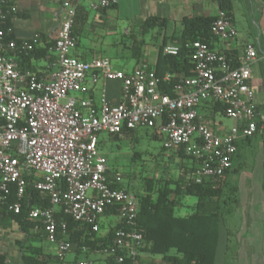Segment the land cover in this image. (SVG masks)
<instances>
[{
    "label": "built area",
    "instance_id": "built-area-1",
    "mask_svg": "<svg viewBox=\"0 0 264 264\" xmlns=\"http://www.w3.org/2000/svg\"><path fill=\"white\" fill-rule=\"evenodd\" d=\"M7 1L0 0V192L6 193L14 184L21 197L27 176H32V187L46 194L50 206L33 207L27 216L40 223L59 257L74 247L58 237L55 214L59 209L93 231L99 230L106 210L114 211L129 228L116 231L114 247L94 249L112 258L84 259L78 264H123L126 258L135 264L142 241L137 227L138 198L122 186L111 185L117 181L115 175L108 177L106 159L97 151L98 133L121 136L123 128H152L162 137L163 148H183L198 163L195 176L187 179L195 183L220 180L231 167L238 141L264 133V111L258 108L250 83L251 65L264 62V51L246 43L241 64L233 67L226 49L216 50L198 40L188 43L193 73L177 75L171 96L164 88L172 75L159 76L145 62L124 72L113 69L107 57L81 61L70 56L75 44L71 30L80 1L76 0L61 6L53 44L57 68L43 79L20 69L15 60L18 53L32 50L34 41L7 39L12 31L3 26L9 12ZM116 2L90 0L89 8L99 10ZM216 15L213 31L219 41L234 39L236 29L230 17L219 9ZM178 51L176 45L163 47L164 54ZM87 75L92 82L99 76L104 81L119 80L120 102L111 104L102 95L97 107L88 99H78L75 93L81 91ZM206 102L223 103V114L235 124L227 129L212 127L197 112ZM10 209L18 213L20 205L13 203ZM61 234H65L64 227ZM116 248L126 253L115 256Z\"/></svg>",
    "mask_w": 264,
    "mask_h": 264
},
{
    "label": "crops",
    "instance_id": "crops-1",
    "mask_svg": "<svg viewBox=\"0 0 264 264\" xmlns=\"http://www.w3.org/2000/svg\"><path fill=\"white\" fill-rule=\"evenodd\" d=\"M11 3V29L12 36L17 40L34 41V47L48 48L46 58H29L19 60L18 54L15 60L20 68L29 69L30 72L38 74L43 79H48L56 70V54L52 44L59 25L61 6L64 3L74 2L76 0H9ZM121 0H117L114 7H117ZM163 0H140L139 11L146 12L149 2ZM166 1V2H165ZM161 6V12L158 15L167 18V21H173L181 26V18L184 15H216L218 4L213 0H164ZM90 0H80L77 8V19L74 23L75 44L71 48L72 57L81 61H90L101 56L105 46L100 45V39L103 35L97 30H104V34L115 32V27L129 26V23H118V16L110 17L108 9L92 10L89 8ZM232 3V24L236 29V36L230 41L221 43L219 39L213 44L212 48L216 50L233 49L242 57L243 46L251 43L261 51H264V0H231ZM238 5L241 8L242 15L237 19L236 11ZM148 16V15H147ZM146 16V17H147ZM142 21V20H141ZM140 21V23H141ZM134 23V22H133ZM139 23V24H140ZM168 26V23H167ZM182 26L180 27L181 30ZM179 30V32H180ZM124 33H129L124 28ZM171 35L175 33L174 29L165 31L158 30L157 35L162 39L163 34ZM178 34V33H175ZM129 35V34H128ZM104 40V38H103ZM101 46V47H99ZM119 59L129 58L123 55L116 56ZM108 58V57H107ZM133 60V59H132ZM156 60V59H155ZM134 61V60H133ZM149 63L143 53V61ZM139 62V63H141ZM113 69L130 71L136 63L126 62L111 63ZM251 86L255 92V102L258 108L264 111V62L257 61L251 65ZM121 83L119 80L104 81L100 76L96 82H92L90 75H87L82 83L81 91L75 93L78 99H88L95 106H99L102 95L111 104L120 102ZM199 113V110L197 109ZM215 114V113H214ZM212 114V115H214ZM204 118L205 116L199 113ZM235 124V121H234ZM233 124V125H234ZM214 128L225 127L221 122L213 121L210 124ZM134 132V131H133ZM263 134H257L250 138L241 139L237 143L236 151L231 160V167L226 172L223 180L220 182V198L218 199V221L219 232L215 254L214 264H264V140ZM260 138V140H259ZM254 143L262 144L261 156L255 162L246 156L254 148ZM241 153L244 154L241 156ZM235 159L239 160L240 166L247 165L243 177H237V169L234 167ZM190 161L181 166L186 178L189 177V171L194 168ZM230 193L231 197H227ZM177 197L176 205L180 204V197ZM196 197V196H195ZM192 205V212L182 215L186 216L195 211V203ZM175 209V208H174ZM177 216V215H176ZM110 215L103 216L107 220ZM12 230L15 237H8L6 231ZM22 237L15 223L3 225L0 221V252L6 254L5 264H23L20 258V251L16 245V240ZM39 239H35L37 241ZM43 249L47 254L56 255L53 249L57 250L54 243L48 242ZM56 247V248H55ZM75 255L82 254L84 259L102 260L104 255L94 250L77 251L75 247L70 250ZM142 253V252H140ZM146 253V252H145ZM174 253V250H173ZM83 259V260H84ZM156 260L139 254L138 264H148ZM62 264L69 262L62 260ZM79 260H76L78 263ZM75 263V264H76ZM163 264L161 259L157 261Z\"/></svg>",
    "mask_w": 264,
    "mask_h": 264
},
{
    "label": "trees",
    "instance_id": "trees-1",
    "mask_svg": "<svg viewBox=\"0 0 264 264\" xmlns=\"http://www.w3.org/2000/svg\"><path fill=\"white\" fill-rule=\"evenodd\" d=\"M217 2L218 9L225 11L232 21V3L231 0H213ZM11 3L8 0L6 9L9 10L6 20L3 23L4 29H11ZM115 4L109 6L113 7ZM107 7V8H109ZM107 8H103L105 10ZM217 15H184L181 18V30L178 34L162 36L157 44V55L154 64L151 67L156 74L161 76L165 73L172 75V81L165 86V92L173 95L171 86L177 82V75L183 74L190 76L193 73V63L189 49L185 46L193 41L205 42L212 48L218 37L213 31V23ZM77 19V13L74 23ZM167 18L158 15H148L141 23V36L137 38L134 34H129L131 41L129 58L136 63L143 61V47L146 44L144 35L150 30L165 31L167 27ZM12 30V29H11ZM71 35L74 37V24ZM7 39L14 38L12 31L7 33ZM53 46V43L49 45ZM166 45H176L179 51L176 55L163 53V47ZM48 48L34 47L32 50L24 53H18L19 60L29 58H46ZM225 54L233 67L241 64L242 57L233 49H226ZM28 70L26 68H20ZM36 76L39 77L38 74ZM225 105L220 102H206L197 107L199 113L204 116H210L220 112L223 114ZM133 133L132 130L122 129V135ZM264 134V133H263ZM121 135V136H122ZM121 137L119 135H113ZM154 136H158L154 132ZM248 139V138H247ZM172 155L179 157L182 161L187 158L194 168L189 171L190 177L195 176V170L198 163L184 153L183 148L171 149ZM185 164V163H184ZM228 171V170H227ZM226 171V172H227ZM226 172L220 180H203L195 183L194 180L187 179L186 173H181L176 179L164 180L161 184H155L152 179L146 181L143 192H137L138 198L137 227L141 231L142 241L138 247L140 252L161 255L163 264H214L218 241L219 221H218V199L220 198V182L223 180ZM109 178H112L110 172H107ZM32 176H27V186L21 197L17 196L14 184L9 185L6 193H1L2 202H0V221L3 225L11 222L15 223L22 237L16 240V245L20 251V258L23 264H62L64 254H47L43 247L36 245L35 239H45V233L40 223L28 218V211L33 207L50 206L48 197L42 191L36 190L31 185ZM113 187H120L118 183H112ZM64 188V185L62 184ZM182 195H194L197 197L195 211L186 216H176L174 208L177 197ZM20 205V211L14 213L10 209L13 203ZM117 216L114 211L106 210L104 216ZM58 224V237H63L66 241L72 243L77 251L82 248L94 250L96 248L114 247L115 233L117 230H126L129 227L118 220L115 224H109L105 233L100 232L102 223L99 224V230L93 231L92 227L86 223L75 221L71 216L65 214L63 209H59L56 214ZM62 227L65 228V234H61ZM174 250V253H170ZM125 250L116 248L115 256L125 254ZM139 254L136 263H139ZM111 259L112 255L104 257ZM6 254L0 252V264H5ZM78 264V263H76ZM123 264H130V259L126 258Z\"/></svg>",
    "mask_w": 264,
    "mask_h": 264
},
{
    "label": "rangeland",
    "instance_id": "rangeland-1",
    "mask_svg": "<svg viewBox=\"0 0 264 264\" xmlns=\"http://www.w3.org/2000/svg\"><path fill=\"white\" fill-rule=\"evenodd\" d=\"M166 2V1H165ZM163 1H151L147 7V11L138 10V5L141 3L140 0H121L117 7H109L108 15L110 17L118 16V23L124 22V24L129 23V26L115 27V32L111 34H104L102 29L97 30L98 33L103 35L100 39V45L105 46L104 51L101 52V56L108 57L111 63L126 62L133 64L134 61L130 58L119 59L116 56L123 55L125 57L130 53L128 48L131 38L128 34H134L137 38H142L140 32V21L143 20L149 14H159L161 12V6L165 3ZM241 8L238 5L236 11V18L238 19L242 14ZM134 22V23H133ZM130 33H124V28ZM180 25L174 23L173 21L168 22V29H174L175 33H179ZM157 29L154 28L144 35L145 45L143 47V53L145 59L151 64L155 61L157 55V44L160 42V36H158ZM101 45V46H102ZM99 46V47H101ZM72 51H70V56H73ZM205 119L209 124L215 119V121L221 122L222 126L229 127L234 124V120L226 117L220 112L214 115L205 116ZM264 135V134H263ZM264 137V136H263ZM98 153L106 159L110 175H115L116 181L122 187L126 188L132 193L143 192L146 181L152 179L154 183L161 184L164 180L176 179L183 173L181 166L188 163L187 158L183 161L172 155V151L165 149L162 146L163 139L160 136H154V130L147 127H138L133 133L123 134L121 137H115L106 131H101L97 135ZM264 140V138H262ZM260 140V138H259ZM253 150L246 154L247 157L251 159H257L262 153V144L254 143ZM244 155L241 153V156ZM239 160L235 159L234 167L237 169V177L242 178L246 171L247 165L240 166ZM227 197H231L230 193ZM180 204L174 209V213L177 216H182L192 212V205L196 201L194 195H182L180 197ZM118 221L117 216H110L107 220L101 219L102 228L100 232L105 233L108 229L109 224H115ZM100 227V226H99ZM8 237H15L13 231L10 229L6 231ZM36 245H40L43 249L46 247L47 243L45 240H37L34 242ZM56 248V247H55ZM53 252L57 250L53 249ZM170 253H173L171 250ZM142 256H148L155 262H150L148 264H159L158 260L161 259L159 254H150L142 252ZM85 258L84 255H75L71 251H67L64 254V261L69 262V264H75L76 260L80 261Z\"/></svg>",
    "mask_w": 264,
    "mask_h": 264
}]
</instances>
